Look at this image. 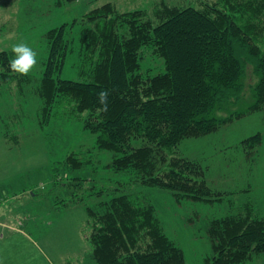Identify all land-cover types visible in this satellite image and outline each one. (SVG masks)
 Returning <instances> with one entry per match:
<instances>
[{
	"label": "trees",
	"instance_id": "obj_1",
	"mask_svg": "<svg viewBox=\"0 0 264 264\" xmlns=\"http://www.w3.org/2000/svg\"><path fill=\"white\" fill-rule=\"evenodd\" d=\"M73 1L58 0L56 6ZM154 15L158 24L144 10L121 11L106 2L50 29L37 85L31 74L10 70L12 50L0 51V83L16 80L24 90L34 86L30 90L40 103L36 114L42 130L63 119L82 121L97 149L110 154L106 166L119 187L86 210L96 264H187L155 206L137 190L171 191L178 204L213 202L208 167L178 154L179 145L264 110V0H205L199 7L165 2ZM77 24L76 67L84 81L62 77ZM144 49L163 59V71L143 73ZM103 90L109 93L107 111L99 101ZM245 100V108L235 110ZM261 141L258 132L243 144L253 152ZM87 162L72 151L62 166L79 171ZM72 180L80 189L88 177ZM95 193L102 195L104 189ZM252 210L249 206L245 216L209 222L213 255L205 264H251L264 255V217H252Z\"/></svg>",
	"mask_w": 264,
	"mask_h": 264
},
{
	"label": "rangeland",
	"instance_id": "obj_2",
	"mask_svg": "<svg viewBox=\"0 0 264 264\" xmlns=\"http://www.w3.org/2000/svg\"><path fill=\"white\" fill-rule=\"evenodd\" d=\"M57 1L0 0V51L12 50L20 42L36 50L39 68L30 73L34 85L42 77L49 53L45 34L52 28L71 24L106 2L121 11L144 10L158 24L154 11L159 4L199 7L205 0H76L60 7ZM79 32L77 24L62 77L84 81L76 67ZM163 70V59L144 49L143 73ZM33 87L24 90L16 80L0 83V264H96L86 210L87 205L94 207L113 196L119 187L115 172L106 166L110 154L97 149L82 121L63 119L42 130ZM246 102L235 110L244 109ZM258 132L262 141L251 152L243 141ZM72 151L88 161L83 170L70 172L62 166ZM178 154L208 167L207 179L216 194L213 202L178 204L171 191L152 187L139 186L137 192L155 206L166 234L183 249L186 263L205 264L213 255L211 220L245 216L249 206L252 217H264V110L213 134L185 139ZM74 177L88 180L79 189ZM100 186L102 195L95 193ZM251 264H264V255Z\"/></svg>",
	"mask_w": 264,
	"mask_h": 264
},
{
	"label": "clouds",
	"instance_id": "obj_3",
	"mask_svg": "<svg viewBox=\"0 0 264 264\" xmlns=\"http://www.w3.org/2000/svg\"><path fill=\"white\" fill-rule=\"evenodd\" d=\"M12 51L15 54V58L9 61V68L12 72L26 76L39 68L38 53L29 44L20 42L13 46ZM108 95L107 90L99 93V101L104 105V111H107Z\"/></svg>",
	"mask_w": 264,
	"mask_h": 264
}]
</instances>
